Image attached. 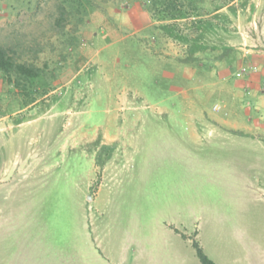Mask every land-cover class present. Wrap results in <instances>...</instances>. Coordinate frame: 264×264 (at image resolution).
<instances>
[{
    "label": "rangeland",
    "instance_id": "rangeland-1",
    "mask_svg": "<svg viewBox=\"0 0 264 264\" xmlns=\"http://www.w3.org/2000/svg\"><path fill=\"white\" fill-rule=\"evenodd\" d=\"M58 1L0 0V45L47 66L29 105L0 79V264H201L195 242L215 264H264L253 101L235 130L204 128L264 71V0L162 18L165 0H65L62 28Z\"/></svg>",
    "mask_w": 264,
    "mask_h": 264
},
{
    "label": "trees",
    "instance_id": "trees-1",
    "mask_svg": "<svg viewBox=\"0 0 264 264\" xmlns=\"http://www.w3.org/2000/svg\"><path fill=\"white\" fill-rule=\"evenodd\" d=\"M78 4H82L85 0H76ZM150 6L156 8L158 4H162V0H147ZM160 1V2H159ZM177 1L182 5V0H165L163 8L159 10L160 17H168L177 10ZM195 0H187L188 4H192ZM66 1H58L57 11L58 17L55 24L62 28L63 22L72 14L71 10L66 6ZM71 5V4H70ZM158 11V10H157ZM23 53L18 44L0 45V79L1 81L10 86L11 90L16 91L18 94L25 95L27 99L24 105H29L34 102V97L31 95L29 88L33 85L34 80L45 78L47 73V66H38L32 60L23 59ZM47 83V82H46ZM44 93L45 90L43 89ZM197 256L201 264H215L210 260L199 247L194 243Z\"/></svg>",
    "mask_w": 264,
    "mask_h": 264
},
{
    "label": "crops",
    "instance_id": "crops-1",
    "mask_svg": "<svg viewBox=\"0 0 264 264\" xmlns=\"http://www.w3.org/2000/svg\"><path fill=\"white\" fill-rule=\"evenodd\" d=\"M241 67L242 66H237L235 70H237L238 72ZM255 74L253 73L250 75V77H246L245 79L241 78L237 82V84L234 85V90L229 91L231 92L230 93L231 99H226L227 101H224L222 105H220L219 103H216L218 108L222 109L224 107L225 111L224 113H221L220 115L221 116L220 124L204 126V128L206 129L207 135H210V134L212 135L220 131L221 129H222L221 131H223V129H226V128L235 130L237 128V120L231 121L230 113H232L233 117L235 118L239 117L240 114L238 113V109L245 108V105L242 103L245 99L249 100V102L251 100L253 101L254 107H255L253 110H254V113H256V115L253 116L251 111L248 110V108H245L243 110L244 114L246 113L247 116H249L250 118L254 120L255 126L264 130V125L260 124V118L261 116H264V113H263L264 89L261 86V82L264 81V71H261V74L258 75V78H256ZM258 81H260V83ZM237 103H241V104H237Z\"/></svg>",
    "mask_w": 264,
    "mask_h": 264
},
{
    "label": "built area",
    "instance_id": "built-area-1",
    "mask_svg": "<svg viewBox=\"0 0 264 264\" xmlns=\"http://www.w3.org/2000/svg\"><path fill=\"white\" fill-rule=\"evenodd\" d=\"M256 71V67L252 66V65H248V66H242L240 68V70L237 72L238 75L243 76L246 72L248 73H253Z\"/></svg>",
    "mask_w": 264,
    "mask_h": 264
}]
</instances>
